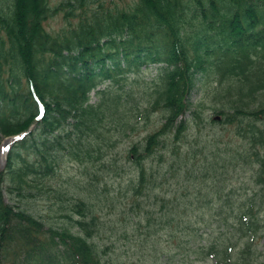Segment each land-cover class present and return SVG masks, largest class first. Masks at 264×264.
Returning a JSON list of instances; mask_svg holds the SVG:
<instances>
[{
	"label": "trees",
	"instance_id": "obj_1",
	"mask_svg": "<svg viewBox=\"0 0 264 264\" xmlns=\"http://www.w3.org/2000/svg\"><path fill=\"white\" fill-rule=\"evenodd\" d=\"M60 12L66 23L49 28ZM207 125L237 139L209 153L207 141L194 147L189 135ZM26 131L0 170V264H113L108 233L119 237L137 213L119 224L102 212L129 191L132 209L146 198L161 211L146 209L147 226L178 222L174 231L188 238L151 264L193 255L264 264L250 256L264 221V0H0V135ZM135 132L145 134L125 150L129 169L115 167L116 196L104 199L111 168L95 160ZM65 156L86 164L78 186L86 193L60 200L78 216L49 225L17 197L52 185ZM89 163L96 167L86 172ZM243 164L249 187L227 176ZM170 178L206 183L219 204L211 192L191 209L185 193H158ZM210 207L216 225L200 232L205 217L192 210Z\"/></svg>",
	"mask_w": 264,
	"mask_h": 264
},
{
	"label": "rangeland",
	"instance_id": "obj_2",
	"mask_svg": "<svg viewBox=\"0 0 264 264\" xmlns=\"http://www.w3.org/2000/svg\"><path fill=\"white\" fill-rule=\"evenodd\" d=\"M110 2L117 4L119 6L127 5L132 0H109ZM53 3H59L60 0H51ZM66 23L65 15L63 12L58 13L56 16L51 17L48 21V27L51 29H58L61 25ZM154 67V66H153ZM155 71V69H154ZM198 91H195L194 95L198 96ZM94 99V94H93ZM155 120L152 119V122ZM152 128L153 126L150 125ZM33 126L30 128L32 129ZM143 131L142 129L139 130ZM135 132L126 139H118L117 142L113 145L111 149L108 148L105 153H100L102 158L98 160L96 166L99 168L101 165H105L111 170H107L105 173L106 186L104 190L101 192V195L104 199H106V195H110L108 198L111 200L113 197L116 196V192H118V186L121 181V177L115 175L118 173L119 168L115 169L117 164L124 165L129 169L131 162L126 158L125 150L129 147L134 141H139L144 136L143 133ZM224 132L222 130L219 131V127H210L209 125L203 126L202 129L198 132V130L194 131L192 135H189L190 140L194 143V147H201L203 148V141H207V146L205 148L207 153L210 152L211 149L220 148L225 149V143L229 140H236L237 138H232V135L229 136L223 135ZM25 136L23 135H16V136H5L2 137L0 135V170L4 169L7 164L8 154L13 146V144L22 139ZM110 134H107V138ZM235 136V135H234ZM201 140V141H196ZM206 143V142H205ZM6 149V150H5ZM215 153V151L211 152ZM119 157L116 161L114 158ZM86 164L82 161H77L72 157L65 156V159L58 162V171L57 175L53 181L55 182V187L52 185H47L43 190L37 193L35 196H18V201L25 205L29 210L33 211L36 215L43 218L47 224H56L60 225L64 223L65 220H68L67 213H70V216H78V212L74 209L72 210H65V212L61 211L59 208L60 200L62 202H66L69 200L70 197L73 195L79 194L84 195L86 192V187L84 189H79L78 186H82L86 184V176H85V166ZM93 163H89L87 165L86 172L92 170L96 167ZM249 167L247 165H240L236 170H231L227 172V176L233 178L234 182L238 186H245L249 187ZM128 171V170H127ZM130 174H127V176ZM161 186L159 187V192H169L174 193L176 190L179 193H185L186 195L183 197V200L188 201L189 203L195 202L190 207H195L196 205L200 204L202 201H205V194L211 192L213 198L215 200V204H217L218 200L216 196L213 194L210 188H206V183L202 184L201 181L194 182L188 181L186 182L187 186H179L180 183L174 179H164L161 182ZM253 186V185H251ZM200 189L203 190L200 194ZM106 190V191H105ZM121 192V191H120ZM11 197L12 195L8 193ZM123 196H125V201L128 204H125V210L123 212H118V207L123 204ZM145 198V197H144ZM131 200H132V192L129 191L117 193L116 199L109 203H107L106 210L102 213L105 215L112 216L118 223H121V219H124L125 216H132V214L137 213V222L135 225L130 226L126 229L124 233L119 232V237L114 235V232L108 233V241L110 244V248L108 252H111L113 264H151V262L155 259V257L159 253H169L175 255L179 250V245L182 241H188L187 236H182L175 232L174 229L178 226V222L172 225V227L161 226L150 227L147 226L148 220L146 219L145 213H148L146 209L151 207V211H154L156 215L160 214L161 211L158 208L152 207L149 204V200L145 198L144 205L146 207H135L134 209L131 208ZM29 201V205H28ZM154 201V200H153ZM214 202V201H213ZM149 204V205H148ZM219 204V203H218ZM212 207V205H211ZM197 208L192 210L199 219H203L205 217V222L202 220L196 222V227L200 232L207 230L208 226L216 225L214 220L216 219V215H218V211L216 208ZM216 207V206H215ZM191 209V208H190ZM150 213V212H149ZM231 213L228 211L227 214ZM151 214V213H150ZM261 217H264L263 215ZM195 219V217H194ZM125 220V219H124ZM143 220L142 222H140ZM262 230L259 232L257 237V243L255 244V249L253 253L250 254L255 257L256 255L260 257H264V221L261 222ZM256 241V240H255ZM257 249V250H256ZM177 256H181L180 253ZM195 255L190 258L184 260L181 264H213L214 262L210 259L203 258L204 256H199L198 258H193ZM177 257V258H178Z\"/></svg>",
	"mask_w": 264,
	"mask_h": 264
},
{
	"label": "snow or ice",
	"instance_id": "obj_3",
	"mask_svg": "<svg viewBox=\"0 0 264 264\" xmlns=\"http://www.w3.org/2000/svg\"><path fill=\"white\" fill-rule=\"evenodd\" d=\"M6 150V149H5Z\"/></svg>",
	"mask_w": 264,
	"mask_h": 264
}]
</instances>
